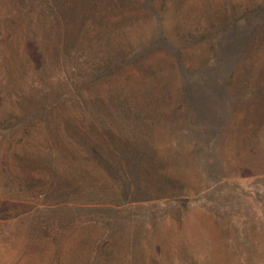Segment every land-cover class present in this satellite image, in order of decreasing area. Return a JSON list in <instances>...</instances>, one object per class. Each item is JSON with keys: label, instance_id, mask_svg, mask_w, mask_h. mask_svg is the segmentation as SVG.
I'll return each instance as SVG.
<instances>
[{"label": "rangeland", "instance_id": "rangeland-1", "mask_svg": "<svg viewBox=\"0 0 264 264\" xmlns=\"http://www.w3.org/2000/svg\"><path fill=\"white\" fill-rule=\"evenodd\" d=\"M0 264H264V0H0Z\"/></svg>", "mask_w": 264, "mask_h": 264}]
</instances>
